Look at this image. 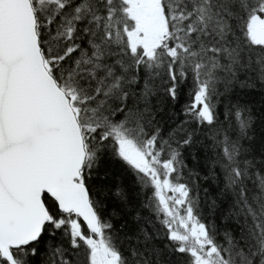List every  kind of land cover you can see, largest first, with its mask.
<instances>
[{"label": "snow or ice", "instance_id": "1", "mask_svg": "<svg viewBox=\"0 0 264 264\" xmlns=\"http://www.w3.org/2000/svg\"><path fill=\"white\" fill-rule=\"evenodd\" d=\"M0 264H264V0H0Z\"/></svg>", "mask_w": 264, "mask_h": 264}]
</instances>
